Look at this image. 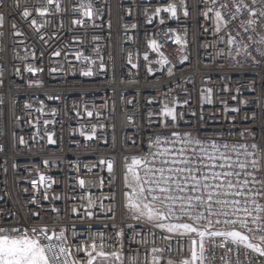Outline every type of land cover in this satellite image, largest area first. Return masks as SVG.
I'll return each instance as SVG.
<instances>
[{
	"label": "built area",
	"instance_id": "obj_1",
	"mask_svg": "<svg viewBox=\"0 0 264 264\" xmlns=\"http://www.w3.org/2000/svg\"><path fill=\"white\" fill-rule=\"evenodd\" d=\"M58 2L61 10L57 13L44 0H0L4 17L0 26V225L46 226L49 235L64 231L73 251L77 244L88 242L89 231L93 235L103 231L111 237L114 230L104 225L130 221L125 207V193L131 194L125 186L126 165L133 157L147 155L153 133L165 132L158 126L162 102L169 106L174 100L179 102L178 126L170 125L167 131L206 138L217 132L226 135L233 128L249 129L248 140L264 145V64L239 58L241 67L231 57L216 55L217 48L226 50L225 44L214 33L212 20L204 19L207 5L201 0H185L187 18L180 0H92L95 15L91 19L73 11L80 0ZM168 3L177 5L178 19L164 12L155 17V9ZM25 5L29 11L46 6L52 14L25 19L20 14ZM148 17L153 18L151 24ZM32 19L37 26L43 25L39 31ZM77 19L84 23L73 24ZM160 19L165 23L160 24ZM239 24L236 21L225 31L235 35L241 31ZM169 29L184 36L186 47L181 49L175 36L168 38ZM259 31L264 32V27ZM220 35L228 39L223 32ZM151 40L160 45L168 64L156 63L160 55L149 48ZM56 51L61 52L59 57L52 55ZM77 52L95 61L92 77L80 74L85 62L75 59ZM184 56L188 59L181 63ZM29 66L42 71L33 74L25 70ZM226 86L228 91H224ZM209 88L211 104L202 101ZM231 95H237V100ZM185 100L189 101L186 105ZM223 102L242 109L238 115L227 114L235 117L234 125L225 121ZM85 109L93 115L87 116ZM149 113L153 114L151 125ZM245 115L248 120L243 119ZM44 121L49 123L45 126ZM93 125L94 139L80 135L81 131L90 133ZM46 131L56 143L48 142ZM101 160L112 163L113 171L108 172ZM38 174L55 182L37 194L32 182L39 184ZM80 180L85 182L83 188ZM89 199L95 205L91 209ZM108 208L112 212L104 215ZM86 211L95 213L94 217L89 219ZM157 245L163 246L159 238ZM249 258L256 259L254 254Z\"/></svg>",
	"mask_w": 264,
	"mask_h": 264
},
{
	"label": "snow or ice",
	"instance_id": "obj_2",
	"mask_svg": "<svg viewBox=\"0 0 264 264\" xmlns=\"http://www.w3.org/2000/svg\"><path fill=\"white\" fill-rule=\"evenodd\" d=\"M44 2L54 6L55 12H60L58 0ZM201 3L207 5L203 10L204 19L212 20L214 33L220 43L225 44L226 50L217 48L218 57H231L241 67L243 63L239 58L264 64V32L259 31L264 27V0H201ZM180 5L183 16L187 18L189 11L185 0H180ZM16 6L20 7L19 4ZM28 8L29 5H25L20 13L25 19L33 14L40 17L52 14L46 6L33 7L32 11ZM77 10L88 19L95 15L92 0L87 3L80 0L78 9H73ZM161 12L178 19L175 3L157 7L154 16L159 17ZM236 21H240L241 31L235 35L226 32L228 26ZM3 22L4 17L0 15V26H3ZM72 22L84 23L79 19ZM152 22L153 18L148 17L147 23ZM159 23L164 24L165 21L160 19ZM31 24L37 31L43 27L37 26L35 19L31 20ZM12 27L15 28V25ZM131 27L135 28L136 25ZM222 32L228 36L226 41L220 35ZM166 35L169 39L175 36V43L181 49L186 47L187 41L183 35L172 29ZM149 48L160 55L156 63H169L160 52L156 40L149 41ZM52 55L59 57L61 52L56 51ZM75 59L85 62V68L80 73L82 76L94 75L92 65L95 61L91 57L77 52ZM148 59L145 53L144 60ZM187 59L184 56L181 63ZM25 70L33 74L42 71L31 66ZM100 70H105L102 58ZM51 71L55 72L56 69ZM148 72L152 73L151 67ZM224 91H228L227 86ZM236 92L241 94L239 89ZM207 93V96H202V101L211 104L212 89H207ZM231 99L237 100V95H231ZM178 103L174 100L173 105L169 106L162 102L158 126L165 132L153 133L147 155L133 157L126 165L125 186L131 191V194L125 193L129 222L104 225L114 230L111 237L103 231L95 235L89 231L88 242L77 244L74 251L68 245L64 231L49 235L50 229L46 226L27 228L0 225V264H217V259L220 264H264V259H261L264 258V145L248 140L249 129L227 130L228 138L220 132L201 138L188 132L167 131L170 125L178 126ZM183 103L186 105L189 101ZM85 111L87 116L93 115L91 111ZM241 111L239 106L229 107L227 102H223L226 122L234 125L235 117L227 114L238 115ZM152 115L149 113L150 125ZM243 119L248 120L249 117L245 115ZM43 123L46 126L49 121ZM95 133L96 126L93 125L90 133L81 131L80 135L92 140ZM45 134L50 144L56 143L51 133L46 131ZM252 141H255L254 134ZM24 142L21 137L20 143ZM43 163L46 165L48 162ZM105 163L107 171L112 172V163L100 161V164ZM38 179V185L35 180L32 182L37 194L55 182L44 174H38ZM84 183V180H80L79 186L83 188ZM47 198L45 193L44 199ZM94 206L89 199L88 208ZM73 212L77 210L73 209ZM111 212L112 209L108 208L104 215ZM34 215L38 216L39 213ZM85 215L91 219L95 213L86 211ZM157 238L163 246L157 245ZM148 244L152 246L149 248ZM173 251L181 255H169ZM251 254L256 259H250ZM241 255L245 257L244 260L240 259Z\"/></svg>",
	"mask_w": 264,
	"mask_h": 264
}]
</instances>
